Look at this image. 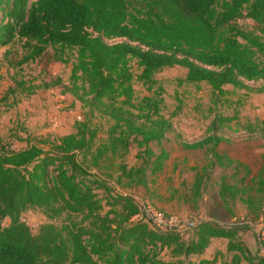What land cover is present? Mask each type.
Wrapping results in <instances>:
<instances>
[{
    "label": "trees",
    "instance_id": "trees-1",
    "mask_svg": "<svg viewBox=\"0 0 264 264\" xmlns=\"http://www.w3.org/2000/svg\"><path fill=\"white\" fill-rule=\"evenodd\" d=\"M241 19L257 27L244 28ZM15 42L23 51L20 63L51 49L55 61L71 64L64 89L84 118L74 132L45 142L47 149L38 142L0 148V264H217L220 251L202 257L214 238H227L232 253L221 264H264L237 239L239 226L202 222L185 239L144 217L131 220L138 205L115 191L113 176L101 168L107 157L136 148L141 164L117 163L115 184L146 187L149 175L162 170L167 154H155L151 145L173 131L155 79L166 67L184 68L186 82H206L215 100L228 93L226 85L264 91V0H0V46ZM135 81L147 92L138 99ZM96 116L111 122L99 143ZM235 118L215 114L205 137L182 141L209 160L194 176L192 195H201L213 167L232 168V177L241 176L234 184L222 176L221 200L260 207L264 165L252 175L248 165L218 150L221 130ZM258 130L264 137V123ZM31 209L46 218L35 230L20 220ZM62 214L67 222H52Z\"/></svg>",
    "mask_w": 264,
    "mask_h": 264
},
{
    "label": "rangeland",
    "instance_id": "rangeland-1",
    "mask_svg": "<svg viewBox=\"0 0 264 264\" xmlns=\"http://www.w3.org/2000/svg\"><path fill=\"white\" fill-rule=\"evenodd\" d=\"M238 23L247 29H255L251 19H241ZM19 42L0 46V148L20 149L27 142H38L44 149L45 142L74 132L76 122L83 120V110L78 101L64 89L68 84L71 64H64L52 58L48 49L35 61L20 63L23 51ZM186 70L179 66L166 67L155 74V79L163 87L164 102L161 113L172 122L173 131L168 133L161 143H153L155 154L165 152L167 159L162 170L149 175L146 187H122L115 184L117 163L123 161L128 167H137L141 159L138 149L124 156H109L101 163L102 171L112 175L110 181L115 191L130 195L142 212V217L159 229L176 230L187 239L191 228L202 222H212L220 226L242 227L237 239L244 241L252 254L264 257V200L247 206L236 198L224 203L219 196L222 176L234 184L241 174L232 177V168L213 167L202 188L195 198L192 195V183L196 172L206 163L208 157L204 150H193L182 146V141L193 142L209 133V125L215 114L236 116L226 122L221 130L225 140L218 150L233 160L248 165L255 175L264 165V137L258 127L264 123V91L254 92L245 89H233L226 85L228 92L220 100H215L211 87L206 82L184 81ZM60 79L61 83H56ZM136 99L147 94L142 84L134 82ZM76 112L81 118L75 117ZM55 117L56 122L51 121ZM98 125V143L107 138L111 124L107 119L94 117ZM181 136L180 140L175 134ZM149 173V170H147ZM127 183L126 180H122ZM144 206L150 211L144 212ZM29 227H36L46 221L39 209L25 212ZM158 217H160L158 219ZM68 221V216L52 220L56 225ZM9 223L3 220V225ZM227 238H214L202 257L217 256V264L229 260L232 253L226 251ZM162 257L170 259L165 250ZM193 260L197 257H192Z\"/></svg>",
    "mask_w": 264,
    "mask_h": 264
},
{
    "label": "built area",
    "instance_id": "built-area-1",
    "mask_svg": "<svg viewBox=\"0 0 264 264\" xmlns=\"http://www.w3.org/2000/svg\"><path fill=\"white\" fill-rule=\"evenodd\" d=\"M75 117H76L77 119H80V118H81L80 114L77 113V112H76ZM51 121L56 122V118L53 117V118L51 119ZM143 211L146 212V213H148V212L150 211V209H149L148 206H144V210H143ZM141 214H142V212H139V213L136 214L134 217H132L131 220H136L137 218L142 217ZM159 218H160V217H158V219H159ZM145 219H146V218H145ZM20 220H21L22 222L26 223L27 225L30 224L25 214L22 215V216L20 217ZM154 227H156V226L154 225ZM156 228H157V227H156ZM159 228H160V227H159ZM159 228H158V229H159ZM161 230H165V229H161ZM167 231H170V230L168 229ZM261 236H262V239H264V229H263V231L261 232Z\"/></svg>",
    "mask_w": 264,
    "mask_h": 264
}]
</instances>
